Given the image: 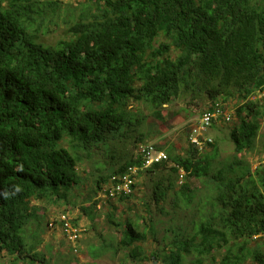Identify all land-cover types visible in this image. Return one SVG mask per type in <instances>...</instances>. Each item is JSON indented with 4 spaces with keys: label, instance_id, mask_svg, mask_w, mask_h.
<instances>
[{
    "label": "trees",
    "instance_id": "1",
    "mask_svg": "<svg viewBox=\"0 0 264 264\" xmlns=\"http://www.w3.org/2000/svg\"><path fill=\"white\" fill-rule=\"evenodd\" d=\"M80 7L77 15L59 0H0V254L13 256L12 264H48L35 242L46 216L32 204L72 206L80 187L98 236L89 246L96 262L112 255L120 264H264V166L253 170L247 160L264 121V98L250 100L264 91V0H86ZM56 18L68 29L49 45ZM138 81L145 85L136 93L157 107L206 93L245 104L228 135L213 121L205 133L212 153L196 145L183 153L167 149L187 176L166 162L152 167L153 197L139 200L149 225L116 222L115 207L105 216L114 227L101 232L103 207L136 197L123 176L141 161L117 157L126 127L145 121L143 110L128 109L124 99ZM136 142H145L143 134ZM225 144L234 147L221 160ZM86 162L96 168L91 187ZM171 195L169 209L158 203ZM64 213L75 227H87L78 233L81 252L89 227ZM60 222L66 224L53 225ZM32 224L38 228L28 244ZM148 240L157 245L149 253L141 245ZM222 248L219 263L214 253Z\"/></svg>",
    "mask_w": 264,
    "mask_h": 264
},
{
    "label": "rangeland",
    "instance_id": "2",
    "mask_svg": "<svg viewBox=\"0 0 264 264\" xmlns=\"http://www.w3.org/2000/svg\"><path fill=\"white\" fill-rule=\"evenodd\" d=\"M62 4L66 5L67 8H76V14L78 15L81 11V7L79 9V6L82 3H85L86 0H59ZM50 33L46 35L45 41L47 44H55L59 40L63 39L65 31H67V27H65L62 20L56 18L54 21H52L49 24ZM157 40H160L159 43L162 42L163 39L158 38ZM155 46L158 47V43H155ZM179 52L172 48V51L169 53V56L172 59H175L178 56ZM145 83L143 81L139 82V85L134 89V94L136 92H141L144 90ZM261 95V94H260ZM262 96V95H261ZM259 96V97H261ZM256 96L254 95L253 98ZM237 97L231 96L227 100H223L220 102L221 107L223 108L222 113L225 116L231 117V115H236L239 111L240 106L235 105L233 102H235ZM213 104V99L209 97V95L203 94L199 98L193 100L191 97L181 94L178 98L174 99L171 102H168L163 108H161V111H163L164 119L160 120L156 117H152V112L148 109H142L143 114L146 116L145 121L140 126H135L133 130L128 134V137L124 140V144L122 143L118 147V157L117 160H123L125 158H130L132 155L136 156L138 151V146L141 143H137L136 140L143 134L145 138L144 143H151V145H158L160 147H163L165 149H169L170 147L174 146V149L176 153H183L184 150H188L190 147L189 142V134H191V130L196 128L195 123L200 119L203 111L207 109L209 106ZM227 107V108H226ZM169 115V116H168ZM168 116V117H167ZM167 117V118H166ZM217 127H220V131L217 132L221 135H228L229 131L231 130L230 126L228 124L223 125L222 122H219V125ZM139 131H144V133H138ZM258 135L255 139V147L251 150L250 156L247 158V160L253 165V170L256 169L258 166H264V121L261 124L260 129L258 130ZM135 136V137H133ZM195 139L193 138L194 142ZM63 147H68L67 143H64L62 145ZM234 145L225 144L220 146V157L222 159H226L231 154L232 148ZM224 157V158H223ZM101 156H98L97 159H100ZM123 160L122 162H124ZM103 162L102 159L98 160L97 163ZM84 167L89 166V173H92V175L89 177V185L90 187L94 184V175L96 168L94 165H92L89 162H86ZM115 166V165H114ZM119 166V165H118ZM154 177L152 174L151 176H147V174L144 175V179L142 178L139 183L136 186V192L137 198H142L145 195H151L152 189L146 187V185L152 186V183L150 182V178ZM193 184H198V181H192ZM75 193V201L72 206H68V204H65V202H61V205L59 207H54L51 205H48L47 203L42 202H33L32 205H37V208L39 209L38 213L41 215H45L46 218L44 222L41 225V230L37 231L38 233L41 231H44V233L35 241L36 242V251L41 253L43 258L48 264H120L119 259H112V255L105 256L101 258L100 260H97V262L92 259L89 252V246L91 244H97V233L92 230L89 226V222H87L86 213L83 212L82 207H88L89 203L86 201L87 192L84 193V191L79 187L76 189ZM91 192V189L89 190ZM80 192V194H79ZM78 195V196H77ZM173 195L169 196L164 201H167V208H169V205L171 204L173 200ZM140 206L137 203H121L120 201H114L112 205H106L103 207V211L107 208H110L112 206L118 208V215L125 217H134V215H147L144 206L139 201ZM133 210H130V209ZM153 209L155 210V206L153 205ZM64 211H67L71 215V217L76 219H81L82 225H88V235L84 237L86 240L83 241V244L81 246V242L79 243V246L81 247V252H77L78 248L73 249V247L77 246L78 243H76L75 240H69L68 236H65L62 232V229L59 225H57L54 230L49 229V224L56 219L60 215L63 214ZM100 216L96 218V226L99 227L100 231L102 232L103 229L106 231L111 230L112 227H114L113 223L110 221L105 220L106 213H103L102 211L98 213ZM170 216V215H169ZM137 217V216H136ZM168 218H164V220H168ZM190 219V218H189ZM143 223V219L141 218L139 220V224ZM142 227H144V224H140ZM168 225V223H167ZM109 226V227H108ZM37 226L32 224L26 232V238L27 243L31 244L33 242L32 236L34 232L37 230ZM87 228V227H86ZM163 230V229H162ZM112 232H110L111 234ZM163 235V233H161ZM117 238H119V234H116ZM74 239V238H72ZM35 240V239H34ZM243 240L239 239L237 240V243H242ZM231 244H234L232 242ZM99 245V244H98ZM141 245L145 248V250L149 253L153 251L157 245L156 243L151 242L150 240L145 241L141 243ZM254 245L253 242L248 243V247L251 248ZM226 249L222 248L221 250L214 253V256L217 260V262H221L222 258L226 255ZM13 256H10L8 254H0V263L4 264L8 262L9 264H12L13 262ZM248 262L252 264V260L250 259ZM247 262V263H248ZM17 264H25L22 261H18ZM40 264V263H36ZM128 264H132V261L129 260ZM142 264H159L156 262H153L152 260H147L146 263Z\"/></svg>",
    "mask_w": 264,
    "mask_h": 264
},
{
    "label": "clouds",
    "instance_id": "3",
    "mask_svg": "<svg viewBox=\"0 0 264 264\" xmlns=\"http://www.w3.org/2000/svg\"><path fill=\"white\" fill-rule=\"evenodd\" d=\"M139 82L140 81H138L134 85V87H130V88H127L126 89V97L124 99H126V103H127L128 109H130V110L135 109V108H140L141 110L142 109H148L149 111L152 112V114H151L152 117H156V118H158L160 120H163L164 119V116L162 114L163 111H161V108H163L168 102L165 103L163 106L157 107V106H155L153 104V102L150 99H147L145 97H142V96L138 95L137 93L134 94L133 93L134 92V89H136V87L139 85ZM208 95L212 99L211 95L210 94H208ZM253 96L250 98V100L264 98V91L261 92V93H258L257 96L255 95L256 96L255 98H253ZM259 96H261V97H259ZM230 97L231 96H229L228 98H230ZM227 99H223L222 97H219V98H217L215 100L213 99V104L211 106H209L205 111H203L200 119L194 125V126L197 125L196 128H194L193 130H191V134H189V136H188L189 137V142L191 144L190 147H192V146L195 147V145H196V146H198V149L199 150H204L206 152L204 154L212 153V148H210L208 146V144H207L210 139H206V136L207 135L205 133L211 127L213 121L217 122L218 124H219V122H222L223 125L228 124L230 126V128H235L239 124V122H237V115H238V113L236 115H231V117L225 116L222 113L223 108L221 107L220 102L223 101V100H227ZM233 103L235 105H238L235 102H233ZM244 104L238 105V106H240V108H241L242 106H244ZM207 110H209V111H207ZM160 112H161V114H160ZM157 113L160 115V117H158V114ZM207 115H211L212 116L211 117V122H210V124L208 126H206L204 124V118ZM126 128L128 129L129 133L132 132V131H135L136 132V130H133V128H135L134 125H132V126L129 125ZM142 132H144V131H139L138 133H142ZM128 134L123 137L124 140L128 137ZM133 137H135V136H133ZM193 138L195 139L194 142H192L193 141ZM139 143H141V144H139V146H138V151H137V155L135 156V158L137 160H140L141 163L140 164L135 163V164H133L131 166L126 167L125 168V173H127V172L128 173L125 174V176H123V178H124V181L127 182V190L129 191V194L136 196L134 199L130 200L129 203L130 204L137 203L140 206V204H139V198H137V193L135 195L136 186L139 183V181L144 177L145 174H147V176H151L152 175V173H150L151 171H153L152 170V167H154L156 165H160L162 162H166L168 165H170L172 167H177L178 168L180 178H183L184 176H187L188 173L186 172V170L184 168H180L179 166L175 165L174 163H172L170 161V157H169V154L167 152V149H165L163 147H160L158 145H151V143H144V142H139ZM209 144H211V143H209ZM128 160H131V159L128 158ZM152 178L153 177L150 178L151 179L150 182L152 183V186L146 185V187L152 189V194L151 195H148L147 194L150 197H153V188L152 187L155 184V182L153 183ZM178 186H177V188H178ZM106 190H108V189L106 188ZM100 197L102 199H108L109 198L108 195H103V196L101 195ZM142 199H143V197L140 198V201L141 202H142ZM114 201H117V200L113 199L112 202H114ZM166 202L167 201H164L163 200V201H160L158 203L161 204L162 206H165L166 209H169L166 206L167 205ZM121 203H128V202H121ZM154 206H155L154 212L157 213V208L158 207H157V205H154ZM113 208H115V207L112 206L110 208H107V209L104 210V212L110 213ZM130 210H133V209L131 208ZM145 211L148 214V212H147L146 209H145ZM115 215H116V218H117V220H115V221L116 222H119V223L120 222L121 223H126L127 220L135 221V222H138L139 223V220L142 218L143 219V223H140V224H145V221H146V223L148 225L150 224V221L148 219H145L143 217V216H147V215H140V214L136 215L135 214L134 217H129V216L128 217H125L124 215L119 216L118 215V208L116 210V214ZM64 216H66L65 213L62 214V215H60L58 217V219L59 220H63V217ZM68 220H69V223L71 225V228L70 229H68L66 227V224L65 225H62L61 222L58 225L61 227L63 234L65 236H68L69 237V240H75L76 243H78V239H81L82 238V236L81 235H78V233L87 232V229L86 228H82L79 225L77 227H75V225L73 224V221L70 220L69 218H68ZM48 227H49V229L51 227H54L55 228V226L53 225V221L49 224ZM258 237L259 236H255L254 238L257 239ZM72 238H74V239H72ZM74 248H76V246L73 247V249Z\"/></svg>",
    "mask_w": 264,
    "mask_h": 264
},
{
    "label": "built area",
    "instance_id": "4",
    "mask_svg": "<svg viewBox=\"0 0 264 264\" xmlns=\"http://www.w3.org/2000/svg\"><path fill=\"white\" fill-rule=\"evenodd\" d=\"M211 115H207L205 118H204V124L206 125V126H208L209 124H210V122H211ZM63 220H65L66 221V227L68 228V229H70L71 228V225H70V223H69V220H68V218L66 217V216H64L63 217Z\"/></svg>",
    "mask_w": 264,
    "mask_h": 264
}]
</instances>
